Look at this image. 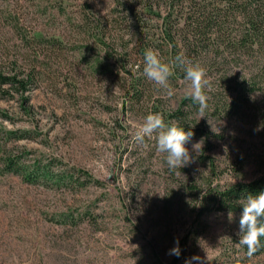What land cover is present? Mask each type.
Segmentation results:
<instances>
[{
    "label": "rangeland",
    "instance_id": "rangeland-1",
    "mask_svg": "<svg viewBox=\"0 0 264 264\" xmlns=\"http://www.w3.org/2000/svg\"><path fill=\"white\" fill-rule=\"evenodd\" d=\"M116 1L0 0V66L36 69L27 94L0 95V264H185L193 256L199 264H264V255L239 251L240 215L199 217L196 208L209 184L250 181L264 166V49L225 54L221 81L205 68L209 108L200 118L183 104L190 98L182 78H171L169 98L143 75V60L121 48L128 18ZM99 19L111 24L108 46L93 29ZM145 19L165 47L161 18ZM244 77L262 90L237 95ZM181 108L186 124L219 137L192 139L193 162L172 171L154 137L141 145L134 135L149 113L179 124L169 115ZM16 155L98 183L28 184L4 172V159ZM177 239L179 257L169 254Z\"/></svg>",
    "mask_w": 264,
    "mask_h": 264
},
{
    "label": "trees",
    "instance_id": "trees-1",
    "mask_svg": "<svg viewBox=\"0 0 264 264\" xmlns=\"http://www.w3.org/2000/svg\"><path fill=\"white\" fill-rule=\"evenodd\" d=\"M115 6L120 16L122 14L128 18L121 23L128 29L129 39L126 45L122 43L120 46L126 53L129 50L133 51L141 60L145 50L149 48L159 49L165 62L170 61L177 53L183 52L204 68L210 71L217 70L216 80L221 81L225 79L226 73H220V69L227 72L224 67L225 54L241 58L264 49V0H117ZM149 15L161 18L159 37L165 47L153 40L150 31L146 30L145 18ZM110 25L100 19L93 25V29L100 37V43L104 46L107 45L104 39L107 38ZM124 36L121 39H124ZM51 44L60 45V40L54 39ZM14 66L9 71L0 66V95L16 93L24 96L33 88L36 69L24 70L18 66L17 61L14 62ZM174 75L183 79V69L176 68ZM243 80L247 84L233 90L237 95L247 94L248 98L249 94L262 90L255 80L249 82L245 77ZM141 84L144 85L145 81ZM183 104L197 109V105L191 99L185 100ZM186 114L181 108L171 113L169 117L171 120H177L185 131H192L194 133L192 139L215 136L198 126L186 124L188 119ZM3 165L5 173L18 175L31 185L55 182L60 186L74 189L76 186L98 183L91 177L88 183H80L81 173L58 174L52 171L50 165L43 164L40 160L29 164L18 155L6 157ZM261 191H264V166L261 173L250 181L242 180L225 187H213L209 184L198 196L196 205L198 216L210 213L240 215L242 211L240 200L248 194H258ZM239 239L238 234L237 244ZM261 243L264 244V237H261ZM238 246L239 251L248 258L264 255V247L249 257L246 247L239 244Z\"/></svg>",
    "mask_w": 264,
    "mask_h": 264
},
{
    "label": "clouds",
    "instance_id": "clouds-1",
    "mask_svg": "<svg viewBox=\"0 0 264 264\" xmlns=\"http://www.w3.org/2000/svg\"><path fill=\"white\" fill-rule=\"evenodd\" d=\"M178 67L184 72L183 80L187 83L185 88L187 97L197 105L200 118L206 117L205 113L209 108V97L205 92L208 83L206 69L201 64L193 62L183 52L177 53L168 62L163 60L159 49L149 48L144 52L143 75L169 98L175 95L176 90L170 80ZM193 135L192 131H185V128L177 123L166 124L163 116L156 112L147 114L143 122L136 125L134 140L142 145L145 138L154 137L157 141V151L166 154L168 168L175 171L193 162V157L186 147ZM201 147L200 142L192 145L195 151ZM239 204L242 211L239 218L238 244L246 247L247 255L251 257L264 247L261 243V237H264V191L246 195ZM169 254L179 257L178 239ZM193 261L199 264L200 258L193 256L186 260L185 264H192Z\"/></svg>",
    "mask_w": 264,
    "mask_h": 264
}]
</instances>
